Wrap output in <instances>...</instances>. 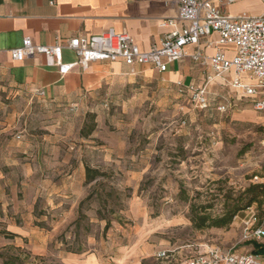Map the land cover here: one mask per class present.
<instances>
[{"label": "rangeland", "instance_id": "1", "mask_svg": "<svg viewBox=\"0 0 264 264\" xmlns=\"http://www.w3.org/2000/svg\"><path fill=\"white\" fill-rule=\"evenodd\" d=\"M189 71L201 86L202 72ZM249 77L243 82L255 84ZM207 92L210 106L198 108L174 81L155 73L117 90V100L57 107L0 77V264H59L68 253L105 251L140 223L129 215V201L142 191L152 217L190 224L162 235L172 243L168 259L145 264H180L179 253L187 259L212 246H234L240 234L235 220L229 228L199 230L190 217H220L250 185L264 183V113L254 107L259 97L230 85L211 81ZM93 123L94 132L82 136ZM105 149L116 162L105 160ZM62 159H83L110 175L82 208L72 202L53 207V173L65 168L58 165ZM139 170V187H127ZM96 187L85 182L83 191L88 196ZM110 187L117 192L112 198ZM254 208L264 213V205ZM247 218L244 212L238 222ZM14 221L28 227L17 239L7 235Z\"/></svg>", "mask_w": 264, "mask_h": 264}, {"label": "crops", "instance_id": "2", "mask_svg": "<svg viewBox=\"0 0 264 264\" xmlns=\"http://www.w3.org/2000/svg\"><path fill=\"white\" fill-rule=\"evenodd\" d=\"M200 1H212L230 16L243 13L259 16L264 12L261 0H245L230 5L218 4L216 0ZM178 15L179 6L175 0H0V77L6 78L12 86L29 91L57 107L103 102L109 97L117 100V90L131 86L137 78H151L155 73L168 77L174 84L179 80L196 84L189 71L192 66L202 72L199 78L203 86L207 84L208 77L213 75L210 64L188 58L173 63L165 73H160L150 65L139 66L138 74L133 76L121 59L114 62H92L86 69L75 66L63 75L57 68L47 66L42 55L23 61L13 60L11 56V51L21 47L25 38H31L38 45L65 44L73 38L100 35L111 29L129 34L139 48L147 52L160 47L164 34L172 30L171 27L162 28V22L177 19ZM208 39L214 45L206 46L203 39L200 48L205 56L212 57L216 53L219 37L214 33ZM196 48V45L188 47L190 52ZM222 49L229 59L234 58L236 52L233 46H223ZM64 62L75 63L74 53L64 50ZM232 75L233 72L226 77L231 78ZM213 83L228 85L221 78L214 79ZM103 151L106 153L105 160H110L112 152L108 149ZM85 152L88 153V150L85 149ZM58 165L65 168L53 173L52 182L56 180L53 186L55 191L51 193L55 194L53 207L62 208L65 202H72V208H78L87 196L83 186L86 182V166L90 165L83 159L71 163L62 159ZM139 171L126 181L127 187L134 188L136 184L139 187L141 175L144 174V171ZM135 194L129 201V215L140 220L138 225L123 232L122 237L113 240L112 247L105 251L68 253L60 257L59 264H145L151 259L159 261L158 254L168 252L172 246L169 237L167 239L162 235L175 226L190 225L189 221L171 216L152 217L143 191ZM234 226L240 227L238 218ZM27 228L26 222L14 221L9 233L17 239L26 234ZM8 244L11 243L8 241L4 246ZM221 248L226 250L230 247ZM252 248V244H245L238 251L246 252ZM172 257L175 259L174 255ZM179 257L180 264H185L189 258L186 256L187 259H184L181 253ZM175 261L177 263L179 260ZM161 263L166 264L163 261Z\"/></svg>", "mask_w": 264, "mask_h": 264}, {"label": "built area", "instance_id": "3", "mask_svg": "<svg viewBox=\"0 0 264 264\" xmlns=\"http://www.w3.org/2000/svg\"><path fill=\"white\" fill-rule=\"evenodd\" d=\"M175 1L179 6L177 19H167L161 24L162 28L171 27L172 30L164 34L160 47L150 51H142L129 34L111 29L100 35L73 38L65 44L38 45L31 38H25L21 47L11 51V56L13 60L23 61L42 55L47 66L57 68L63 75L75 66L86 69L92 62H114L120 59L133 76L138 74L139 66L150 65L160 73H165L173 63L186 58L202 64L208 62L213 75L208 77L207 84L199 86L179 80L176 84L180 93L189 94L196 107L208 108L207 86L214 79L221 78L246 96L259 97L254 107L264 113V12L259 16L246 13L230 16L212 1ZM216 1L218 4L230 5L245 0ZM261 1L264 5V0ZM214 33L219 37L217 50L214 56L207 57L200 48L201 40L205 39L206 46L212 47L214 42L208 37ZM191 45L197 46L193 52L188 49ZM223 46L235 48L234 58L227 57ZM66 49L76 56L75 63L64 62ZM231 72L232 77H226ZM245 74H250L249 79L254 80L255 84H245L242 80ZM218 109L225 110L222 106ZM245 212L248 218L240 222L239 239L234 246L226 250L209 247L204 252L190 256L185 264H264V213L255 208ZM245 244H252V250L239 252L236 247ZM157 257L168 258V252L163 251Z\"/></svg>", "mask_w": 264, "mask_h": 264}, {"label": "trees", "instance_id": "4", "mask_svg": "<svg viewBox=\"0 0 264 264\" xmlns=\"http://www.w3.org/2000/svg\"><path fill=\"white\" fill-rule=\"evenodd\" d=\"M95 126V123L90 126L85 124L81 131L82 136L89 137L94 132ZM109 177L110 175L105 171L86 166V184L91 185L95 183L97 187L87 196L84 201L81 202V208L86 201L91 200L94 195L99 193L100 188L107 185L106 182L100 181H106L109 179ZM115 193H117L115 192V189L110 187L109 197L112 198L113 194ZM254 205H258L259 207L264 205V183L250 185L240 196L234 199L232 208L227 210L226 213L220 217L210 218L207 214L194 212L190 218L195 229L201 230L205 228H229L237 216L250 208H254ZM109 227L110 221H107L106 229ZM7 235L8 237H15V235L11 233ZM15 261L11 262L10 260H5L3 264H16Z\"/></svg>", "mask_w": 264, "mask_h": 264}]
</instances>
